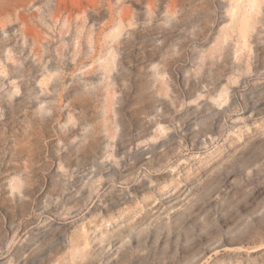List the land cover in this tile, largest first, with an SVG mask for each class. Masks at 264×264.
<instances>
[{
  "label": "rangeland",
  "instance_id": "rangeland-1",
  "mask_svg": "<svg viewBox=\"0 0 264 264\" xmlns=\"http://www.w3.org/2000/svg\"><path fill=\"white\" fill-rule=\"evenodd\" d=\"M0 264H264V0H0Z\"/></svg>",
  "mask_w": 264,
  "mask_h": 264
}]
</instances>
